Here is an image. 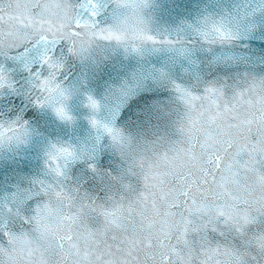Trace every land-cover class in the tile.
Wrapping results in <instances>:
<instances>
[{
	"label": "clouds",
	"instance_id": "obj_1",
	"mask_svg": "<svg viewBox=\"0 0 264 264\" xmlns=\"http://www.w3.org/2000/svg\"><path fill=\"white\" fill-rule=\"evenodd\" d=\"M80 2L0 0V15L23 14L26 8L31 15L65 25L64 34L57 33L58 45H63L72 59L84 62L97 60L105 52L145 57L168 51L179 57L193 47L235 46L251 23L246 14L237 11L235 19L210 16L180 35H166L156 32L151 23L155 0H107L108 9L99 28L120 34L122 39H98L87 31L70 37L67 25L72 23ZM219 32L226 38L220 39ZM39 35L5 19L0 22V52L32 48L36 66H40L44 54ZM143 35L174 43H154L142 39ZM69 47L72 52H68ZM46 55L59 67L50 70L40 66V76L30 79L31 100L38 97V108L71 124L73 120L58 119L54 109L63 106L72 116L68 104L80 91L81 83L64 80L65 56L56 51ZM0 62H4L3 57ZM4 76L0 95L10 91L8 83L15 85L12 75L6 71ZM158 76L167 79L163 72ZM41 79L47 80L43 89ZM175 85L172 111L162 109L169 118L167 131L133 134L97 118L99 111L91 112L98 121L95 128L89 124L93 136L106 137V146L121 164L115 174L100 173L88 164L103 180L99 193L84 190L68 175L72 161L91 160L88 145L56 141L44 146L42 177L33 180L28 190L0 198V264H264V183L258 180V174L264 175V161L249 171L240 167L247 153H239L234 160L225 152L229 142L233 152L246 142H264V75L245 74L228 85L216 83L202 88L179 84L190 98H181ZM209 88L214 91L209 92ZM247 120L252 123L241 124ZM102 125L118 130V138L110 136ZM35 134L22 118L0 116V157L23 150ZM65 147L73 153L71 158L57 156L56 149ZM216 154L223 155L221 168L206 178L205 169L212 167L209 158ZM52 156L57 159L53 161ZM28 199L34 203L25 213L21 201ZM220 210L231 213V219L218 215ZM244 214L255 217V222L240 224L237 231L236 217ZM37 215L41 225H48V231L38 229L32 219ZM24 217L29 223H22ZM10 222L19 227L14 229ZM212 234L218 238L213 239ZM218 241L227 249L226 254L223 250L212 254Z\"/></svg>",
	"mask_w": 264,
	"mask_h": 264
},
{
	"label": "water",
	"instance_id": "obj_2",
	"mask_svg": "<svg viewBox=\"0 0 264 264\" xmlns=\"http://www.w3.org/2000/svg\"><path fill=\"white\" fill-rule=\"evenodd\" d=\"M237 11L246 14L251 23L235 46L193 47L179 57L168 51L145 57L115 51L84 62L72 59L63 45H57L56 54L66 57L64 80L81 83L80 91L68 104L71 124L60 122L32 103L29 73L22 65L4 61L11 70L15 90L0 95V116L22 118L36 134L23 150L0 157V198L28 190L33 180L42 177L43 148L49 142L90 147L91 160H74L68 169L71 180L86 191L99 193L103 186L102 178L88 167L89 163L100 173L118 172L121 164L106 146L107 138L93 136L88 122L91 112L85 106L87 96L100 104L97 118L129 133L148 134L168 130L169 118L162 109L172 111L173 83L202 88L216 83L228 85L245 74L264 75V0H155L150 18L156 32L180 35L202 18L235 19ZM160 72L167 79H161ZM21 203L26 213L34 201ZM10 226L19 227L15 222ZM212 238L218 237L212 234Z\"/></svg>",
	"mask_w": 264,
	"mask_h": 264
},
{
	"label": "snow or ice",
	"instance_id": "obj_3",
	"mask_svg": "<svg viewBox=\"0 0 264 264\" xmlns=\"http://www.w3.org/2000/svg\"><path fill=\"white\" fill-rule=\"evenodd\" d=\"M108 9V3L107 0H82V2L78 3L76 6L74 19L71 24L67 25V28L69 29L67 36L70 37H76L79 34H81L84 31H87L90 36H95L98 39H115L120 40L122 39L120 34L113 33L111 31L99 28V25L101 23V17L106 14ZM5 19L9 22H16L20 25H24L29 29H32L34 32L40 33L38 37V42L41 45V52L44 54L42 56V59L40 60V66H47L50 70H55V68L59 67V65H54L50 62V58L48 55H46L49 51H51L53 54H55L56 47L59 43V37L57 33H60L61 35L64 34L65 25L59 24L54 25L50 20L45 19L43 16H34L28 13L27 9L25 8L23 14L17 13L15 15L9 13L7 17L4 15H0V22H4ZM219 31V30H218ZM67 36L65 38H67ZM142 39L152 41L154 43H165V44H172L174 41H170L167 38L164 39V41H157L154 37L149 35H143L141 37ZM219 38L225 39L226 34L224 32H219ZM73 49L71 47L68 48V52H72ZM0 57H3L4 61L12 62L14 64H19L24 67V69L29 73L30 79H37L40 76V66H36L37 56L33 55L32 48L29 47H23L22 49H10L8 52H0ZM8 72V74L11 76V70L5 65L4 62H0V82L5 80L4 73ZM41 87L47 85L46 79H41L40 81ZM8 88L10 91L15 90V85L13 83H8ZM176 91L181 95V98L184 97H191L190 93H186L184 89L181 88L179 84L175 85ZM209 92L214 91L213 89L209 88ZM186 103L190 102L189 100H185ZM32 103H34L37 107L41 105V100L37 97L32 100ZM85 106L89 109L90 112L94 113L99 111V103L96 101L92 96L86 97V104ZM55 114L58 119L63 121L71 122L73 120V117L70 116L64 109L63 106L57 107L54 109ZM210 119H214V117H211ZM89 124L95 128L98 124V121L94 117L88 118ZM27 123V121H25ZM251 120L247 121H241V124H251ZM104 130L110 135L113 136V138H118L119 131L114 130L111 127H108L106 125H102ZM232 144L231 142L227 143L225 145V152L231 153L233 156V159L235 160V157L243 152L247 153V158L243 161V163L240 165V167L246 168L249 171L255 170L256 166L261 162L264 161V142L257 141L256 144H250L248 142L244 144H240L236 146L235 152L232 151ZM57 156H62L65 159L71 158L73 153L70 151L69 148H59L56 149ZM259 154V159H258ZM53 161L57 159L56 156L50 157ZM223 161V155L222 154H216L209 158V165H212L211 169H205L204 175L206 178H211V175H214L216 171H218L221 168V164ZM239 163V161H236ZM231 167V164L229 165ZM57 175L60 174V169L57 167L55 169ZM211 173V175H210ZM235 175V173H233ZM258 180L261 183H264V175L258 174ZM221 188L223 189V185H221ZM230 199H238L233 198L229 196ZM39 211V210H38ZM218 215L220 216H226L227 218L231 219V213L226 214L223 210H220L218 212ZM36 221L38 229L43 233L48 231V225L44 224L41 225L40 223V217L39 215L33 217ZM71 219V218H66ZM255 222V217H250L247 214L241 215L239 217H236V223H237V231H239V225H247L249 223ZM22 223L27 224L29 223V219L27 217L22 218ZM213 231H216L214 228ZM4 235L7 236L8 233L5 231ZM221 238H224L225 233L223 231L220 232ZM68 240H71V236L67 237ZM59 246L62 248L64 246L63 240L60 241ZM224 251L225 254L227 253V249H222V246L220 242H217V245L215 248L211 249L212 254H220L221 251ZM29 256L32 255V249L29 248L28 250Z\"/></svg>",
	"mask_w": 264,
	"mask_h": 264
}]
</instances>
